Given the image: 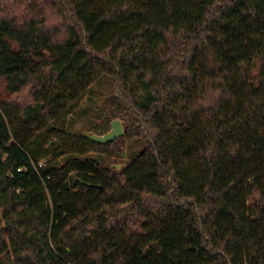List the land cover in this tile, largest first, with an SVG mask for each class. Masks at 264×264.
<instances>
[{
  "label": "trees",
  "instance_id": "trees-1",
  "mask_svg": "<svg viewBox=\"0 0 264 264\" xmlns=\"http://www.w3.org/2000/svg\"><path fill=\"white\" fill-rule=\"evenodd\" d=\"M0 80V264H264V0H0Z\"/></svg>",
  "mask_w": 264,
  "mask_h": 264
},
{
  "label": "rangeland",
  "instance_id": "rangeland-1",
  "mask_svg": "<svg viewBox=\"0 0 264 264\" xmlns=\"http://www.w3.org/2000/svg\"><path fill=\"white\" fill-rule=\"evenodd\" d=\"M6 83V80H0V103L5 102L9 98ZM114 95L110 78L104 76L99 79L90 87L81 106L69 117L67 130L73 134L93 135L95 127L104 123L110 113L113 107L112 98ZM144 147L145 142L142 139L130 137L124 140L122 151L119 154L109 155L107 153L93 152L92 155L107 166L123 169L141 153ZM258 200V197H256L252 202H257Z\"/></svg>",
  "mask_w": 264,
  "mask_h": 264
},
{
  "label": "water",
  "instance_id": "water-1",
  "mask_svg": "<svg viewBox=\"0 0 264 264\" xmlns=\"http://www.w3.org/2000/svg\"><path fill=\"white\" fill-rule=\"evenodd\" d=\"M125 134L122 122L120 120H114L112 122V129L110 132L104 135L93 134L90 135L92 141L97 144H107L109 142L115 141L118 138L123 137Z\"/></svg>",
  "mask_w": 264,
  "mask_h": 264
}]
</instances>
